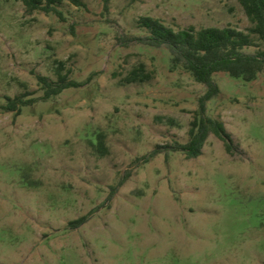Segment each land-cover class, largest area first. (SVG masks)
I'll list each match as a JSON object with an SVG mask.
<instances>
[{
  "label": "rangeland",
  "instance_id": "1",
  "mask_svg": "<svg viewBox=\"0 0 264 264\" xmlns=\"http://www.w3.org/2000/svg\"><path fill=\"white\" fill-rule=\"evenodd\" d=\"M83 2L64 0L60 18L0 0V264H264V71L215 75L207 113L224 121L234 153L212 133L188 159L170 146L189 140L206 85L173 68L166 47L120 41L147 35L143 16L247 31L243 6ZM140 65L152 79L128 83ZM58 72L82 85L43 99L38 76ZM22 94L37 101L4 111Z\"/></svg>",
  "mask_w": 264,
  "mask_h": 264
},
{
  "label": "trees",
  "instance_id": "2",
  "mask_svg": "<svg viewBox=\"0 0 264 264\" xmlns=\"http://www.w3.org/2000/svg\"><path fill=\"white\" fill-rule=\"evenodd\" d=\"M79 7H85L83 0H71ZM108 2L109 0H105ZM247 14L251 27L247 31L233 26L201 27L189 26L176 30L166 25L159 18L143 16L138 23L147 31L145 36H131L121 38V43H141L154 47H166L172 57V67H182L189 72L199 83L206 85L207 90L200 97L199 109L195 112L189 130V140L186 143L176 142L170 146L184 152L188 159L197 158L203 154V148L210 134L214 133L221 138L227 151L234 153V140L224 121L214 118L207 113V103L219 96L221 87L215 80L218 73H227L245 81L257 79L264 71V0H238ZM28 13L38 11L47 14L55 13L63 18L59 7L64 0H22ZM259 41V42H258ZM263 44V46H262ZM257 47L254 53H248L246 48ZM153 74L145 65L133 69L127 76L128 83H143L152 79ZM39 82L43 88V99L48 100L61 94L65 89L79 87L82 84L71 80L68 75L58 72V79L39 75ZM37 98H27V95L7 96L2 108L6 112L22 113L25 106L31 105ZM157 150L149 157L156 155ZM118 186H114L108 200L116 193ZM88 216H82L70 224L77 228L84 224Z\"/></svg>",
  "mask_w": 264,
  "mask_h": 264
}]
</instances>
